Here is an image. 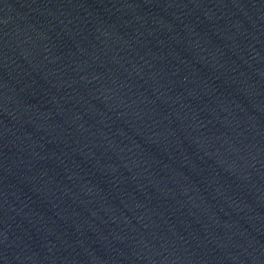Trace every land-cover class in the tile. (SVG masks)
Segmentation results:
<instances>
[{
	"label": "water",
	"instance_id": "1",
	"mask_svg": "<svg viewBox=\"0 0 264 264\" xmlns=\"http://www.w3.org/2000/svg\"><path fill=\"white\" fill-rule=\"evenodd\" d=\"M0 264H264V0H0Z\"/></svg>",
	"mask_w": 264,
	"mask_h": 264
}]
</instances>
